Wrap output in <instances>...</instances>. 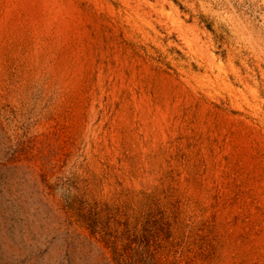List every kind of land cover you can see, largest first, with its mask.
Here are the masks:
<instances>
[{
  "label": "rangeland",
  "instance_id": "obj_1",
  "mask_svg": "<svg viewBox=\"0 0 264 264\" xmlns=\"http://www.w3.org/2000/svg\"><path fill=\"white\" fill-rule=\"evenodd\" d=\"M0 264H264V0H0Z\"/></svg>",
  "mask_w": 264,
  "mask_h": 264
}]
</instances>
